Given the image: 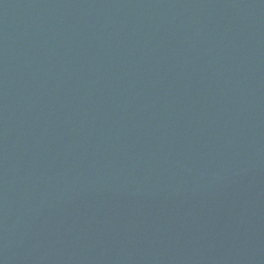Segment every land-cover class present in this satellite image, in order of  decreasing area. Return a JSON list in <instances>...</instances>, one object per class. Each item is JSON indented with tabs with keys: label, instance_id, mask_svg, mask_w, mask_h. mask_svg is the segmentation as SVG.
<instances>
[{
	"label": "water",
	"instance_id": "1",
	"mask_svg": "<svg viewBox=\"0 0 264 264\" xmlns=\"http://www.w3.org/2000/svg\"><path fill=\"white\" fill-rule=\"evenodd\" d=\"M0 264H264V0H0Z\"/></svg>",
	"mask_w": 264,
	"mask_h": 264
}]
</instances>
